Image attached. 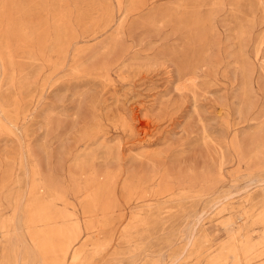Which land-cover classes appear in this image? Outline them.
I'll use <instances>...</instances> for the list:
<instances>
[{"label":"rangeland","instance_id":"1","mask_svg":"<svg viewBox=\"0 0 264 264\" xmlns=\"http://www.w3.org/2000/svg\"><path fill=\"white\" fill-rule=\"evenodd\" d=\"M0 264H264V0H0Z\"/></svg>","mask_w":264,"mask_h":264},{"label":"bare ground","instance_id":"2","mask_svg":"<svg viewBox=\"0 0 264 264\" xmlns=\"http://www.w3.org/2000/svg\"><path fill=\"white\" fill-rule=\"evenodd\" d=\"M40 227V226H39ZM189 248V247H188Z\"/></svg>","mask_w":264,"mask_h":264}]
</instances>
